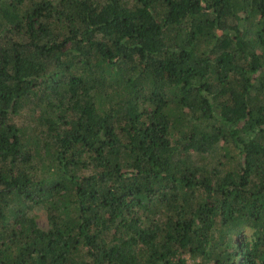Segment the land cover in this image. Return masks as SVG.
I'll use <instances>...</instances> for the list:
<instances>
[{
  "label": "trees",
  "instance_id": "16d2710c",
  "mask_svg": "<svg viewBox=\"0 0 264 264\" xmlns=\"http://www.w3.org/2000/svg\"><path fill=\"white\" fill-rule=\"evenodd\" d=\"M0 264H264V0H0Z\"/></svg>",
  "mask_w": 264,
  "mask_h": 264
},
{
  "label": "rangeland",
  "instance_id": "374dc122",
  "mask_svg": "<svg viewBox=\"0 0 264 264\" xmlns=\"http://www.w3.org/2000/svg\"><path fill=\"white\" fill-rule=\"evenodd\" d=\"M37 211L38 216H37V222L39 223L40 226L42 227H47V221H46V217H45V213L42 210V208H37L34 210V212ZM188 263H192L191 259H187Z\"/></svg>",
  "mask_w": 264,
  "mask_h": 264
}]
</instances>
